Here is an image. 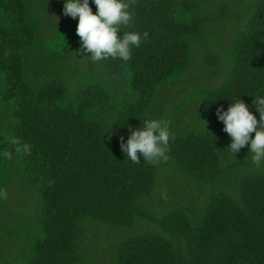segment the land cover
Masks as SVG:
<instances>
[{"label": "trees", "instance_id": "16d2710c", "mask_svg": "<svg viewBox=\"0 0 264 264\" xmlns=\"http://www.w3.org/2000/svg\"><path fill=\"white\" fill-rule=\"evenodd\" d=\"M63 7L0 0V264H264V164L216 116L259 119L264 0H134L149 38L126 63L80 54ZM146 115L175 134L166 161L121 150Z\"/></svg>", "mask_w": 264, "mask_h": 264}, {"label": "clouds", "instance_id": "9594fccd", "mask_svg": "<svg viewBox=\"0 0 264 264\" xmlns=\"http://www.w3.org/2000/svg\"><path fill=\"white\" fill-rule=\"evenodd\" d=\"M133 2L134 0H63V14L72 19L78 18L76 34L81 38L80 54L92 62L110 58L125 63L130 61L133 49L140 48L149 38L148 32L131 30ZM91 4L96 6L95 13ZM125 27L130 30L124 31ZM121 32L123 35L119 36L118 33ZM253 106L259 119L253 114V107L242 99L231 102L227 110L222 105L219 106L216 116L224 124L223 131L231 139L228 147L231 152L238 154L242 149L248 148L252 163L260 167L264 164V94L255 96ZM141 121L140 127L129 129L127 139L120 137V147L126 160L140 163L143 159L153 164L166 161L170 143L176 139L169 124L147 115ZM11 143L16 152L31 155L32 149L28 143H22L17 138H12ZM6 196L7 193L0 189V197Z\"/></svg>", "mask_w": 264, "mask_h": 264}]
</instances>
